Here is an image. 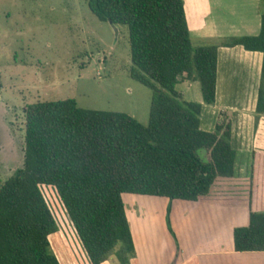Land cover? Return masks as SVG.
<instances>
[{
    "label": "trees",
    "instance_id": "16d2710c",
    "mask_svg": "<svg viewBox=\"0 0 264 264\" xmlns=\"http://www.w3.org/2000/svg\"><path fill=\"white\" fill-rule=\"evenodd\" d=\"M89 7L98 20L127 28L139 70L131 76L153 93L148 125L73 99L28 105L23 166L0 186V264H60L51 251L58 225L44 186L56 190L90 264L110 255L131 264L124 194L197 202L216 180L236 176L229 117L220 114L215 130L204 131L202 105L176 90L180 82H199L204 104L216 103L218 46L194 47L184 0H90ZM223 45L263 54L257 125L264 117V13L258 35ZM251 157L249 224L234 229L236 252H264V155Z\"/></svg>",
    "mask_w": 264,
    "mask_h": 264
},
{
    "label": "rangeland",
    "instance_id": "374dc122",
    "mask_svg": "<svg viewBox=\"0 0 264 264\" xmlns=\"http://www.w3.org/2000/svg\"><path fill=\"white\" fill-rule=\"evenodd\" d=\"M219 1L214 3L219 37L206 40V47L252 33L248 30L264 13L263 0H223V6ZM89 2L0 0V186L23 166L24 109L30 104L73 99L81 108L125 113L148 125L153 93L131 76L139 70L131 61L128 30L98 20ZM191 83L180 82L176 90L183 91L184 101L211 111L199 82ZM238 160L253 163L242 152ZM42 192L58 225L51 251L60 264H73L70 255L76 259L77 253L71 240L78 246L74 227L56 190L44 186ZM59 237L65 242L56 243Z\"/></svg>",
    "mask_w": 264,
    "mask_h": 264
},
{
    "label": "crops",
    "instance_id": "0c3cea01",
    "mask_svg": "<svg viewBox=\"0 0 264 264\" xmlns=\"http://www.w3.org/2000/svg\"><path fill=\"white\" fill-rule=\"evenodd\" d=\"M252 2L259 4L260 0ZM214 3L215 0H184L194 47L195 44L205 47L206 40L219 37ZM218 3L223 6V0ZM258 17L259 23L245 36L259 34L261 16ZM223 44H218L216 103L211 111L202 107L201 115L207 113L200 119L201 128L213 132L220 114L225 113L231 121V145L237 155L238 152L250 157L254 152L264 155V117L257 125L255 120L263 54ZM181 83L192 86L191 82ZM180 93L185 96L183 91ZM228 109L230 113L226 112ZM251 164H241L237 156L236 176L216 180L209 195L197 202L124 194L135 246L131 264H264V252L234 249V229L249 224ZM168 208H171L169 218L175 236L167 226ZM61 238L56 243H64ZM75 241L78 246L71 240L77 253L76 259L70 255L73 264H90L78 237ZM102 264L117 262L109 259Z\"/></svg>",
    "mask_w": 264,
    "mask_h": 264
}]
</instances>
